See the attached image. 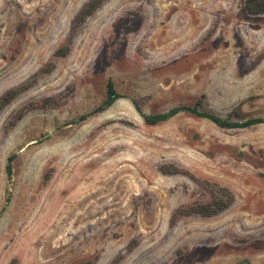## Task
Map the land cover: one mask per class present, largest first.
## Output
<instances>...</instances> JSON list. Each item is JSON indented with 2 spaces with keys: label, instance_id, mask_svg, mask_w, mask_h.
<instances>
[{
  "label": "rangeland",
  "instance_id": "rangeland-1",
  "mask_svg": "<svg viewBox=\"0 0 264 264\" xmlns=\"http://www.w3.org/2000/svg\"><path fill=\"white\" fill-rule=\"evenodd\" d=\"M87 1L0 0V96L33 81L0 113V264H264V123L144 118L197 101L264 116V14L245 0H108L74 32ZM110 79L119 97L90 113ZM166 165L234 203L171 225L210 193Z\"/></svg>",
  "mask_w": 264,
  "mask_h": 264
},
{
  "label": "trees",
  "instance_id": "trees-1",
  "mask_svg": "<svg viewBox=\"0 0 264 264\" xmlns=\"http://www.w3.org/2000/svg\"><path fill=\"white\" fill-rule=\"evenodd\" d=\"M108 0H88L81 8L76 22L74 24V32L87 18L94 15ZM245 9L249 15L257 16L264 14V0H245ZM72 38L68 43L57 49L56 55L64 56L69 53L71 49ZM33 85V81H29L21 86L8 89L0 96V113L10 105L22 92L28 90ZM119 97V93L115 87L112 79L107 84L106 98L103 102L97 106L93 112L102 111L111 106ZM32 104H26L22 106L8 121L5 131L8 133L12 127L24 118L27 110ZM140 109V105H136ZM180 112H188L190 114L205 117L213 121L220 127L224 128H244L251 127L257 124L264 123V116L249 117L243 120H233L230 117H222L214 112L201 109V101H197L194 105H180L172 107L171 109L158 113H144V118L147 124H157L163 121H167ZM89 113V114H90ZM88 114L82 115L86 117ZM14 156H10L7 163V173L11 177L13 173V161ZM166 170H172L176 172H183L190 174L196 178L210 193V199L206 202H198L186 206H181L176 209L171 216V225H174L176 221L181 217H187L192 215H200L204 217L216 216L226 209H228L235 201L236 196L234 191L226 186L217 182H212L208 179L198 178L192 174L188 169L177 167L174 165H166ZM9 264H21L18 257L11 258ZM78 264H93L91 259L84 260Z\"/></svg>",
  "mask_w": 264,
  "mask_h": 264
}]
</instances>
